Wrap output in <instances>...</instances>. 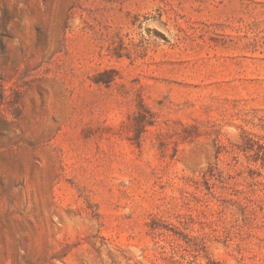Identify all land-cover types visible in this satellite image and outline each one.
I'll use <instances>...</instances> for the list:
<instances>
[{
	"label": "rangeland",
	"instance_id": "1",
	"mask_svg": "<svg viewBox=\"0 0 264 264\" xmlns=\"http://www.w3.org/2000/svg\"><path fill=\"white\" fill-rule=\"evenodd\" d=\"M0 264H264V0H0Z\"/></svg>",
	"mask_w": 264,
	"mask_h": 264
},
{
	"label": "trees",
	"instance_id": "2",
	"mask_svg": "<svg viewBox=\"0 0 264 264\" xmlns=\"http://www.w3.org/2000/svg\"><path fill=\"white\" fill-rule=\"evenodd\" d=\"M112 80H106L102 83H110ZM134 123L132 124V133L133 136L131 138L136 144L139 145L140 138L142 133L146 130L147 127L153 126L155 122L154 113L149 110L147 107L140 105L139 112L134 117Z\"/></svg>",
	"mask_w": 264,
	"mask_h": 264
}]
</instances>
